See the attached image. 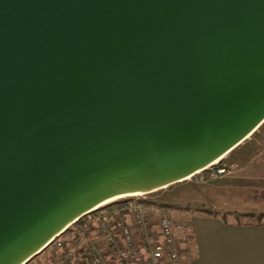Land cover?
<instances>
[{
  "label": "water",
  "instance_id": "obj_1",
  "mask_svg": "<svg viewBox=\"0 0 264 264\" xmlns=\"http://www.w3.org/2000/svg\"><path fill=\"white\" fill-rule=\"evenodd\" d=\"M264 124V0H0V264Z\"/></svg>",
  "mask_w": 264,
  "mask_h": 264
},
{
  "label": "built area",
  "instance_id": "obj_2",
  "mask_svg": "<svg viewBox=\"0 0 264 264\" xmlns=\"http://www.w3.org/2000/svg\"><path fill=\"white\" fill-rule=\"evenodd\" d=\"M227 171L218 163L196 175L207 172L215 180ZM77 222L45 250L60 253L61 264H183L182 256L189 254V223L145 195L108 204Z\"/></svg>",
  "mask_w": 264,
  "mask_h": 264
},
{
  "label": "rangeland",
  "instance_id": "obj_3",
  "mask_svg": "<svg viewBox=\"0 0 264 264\" xmlns=\"http://www.w3.org/2000/svg\"><path fill=\"white\" fill-rule=\"evenodd\" d=\"M221 164H226L228 171L218 179L209 180L207 172H204L145 195V198L148 202L171 207L174 217L183 221H188L192 214L198 212L218 211L238 220L255 223L263 221L264 124L228 154ZM202 177L205 178L204 181H201ZM244 181L252 182L253 185H244ZM91 217L92 215L88 216ZM60 262V253L44 251L30 264H61Z\"/></svg>",
  "mask_w": 264,
  "mask_h": 264
},
{
  "label": "crops",
  "instance_id": "obj_4",
  "mask_svg": "<svg viewBox=\"0 0 264 264\" xmlns=\"http://www.w3.org/2000/svg\"><path fill=\"white\" fill-rule=\"evenodd\" d=\"M186 222L190 243L183 264H264V220L247 222L218 211L192 214Z\"/></svg>",
  "mask_w": 264,
  "mask_h": 264
},
{
  "label": "bare ground",
  "instance_id": "obj_5",
  "mask_svg": "<svg viewBox=\"0 0 264 264\" xmlns=\"http://www.w3.org/2000/svg\"><path fill=\"white\" fill-rule=\"evenodd\" d=\"M226 156H227V155H226ZM226 156L223 157L222 159H219L218 161L214 162V165L220 163L223 159L226 158ZM200 172H202V171H200ZM200 172H199V173H200ZM194 176H195V175H194ZM192 177H193V176H190V177L186 178L184 181L189 180V179H191ZM182 182H183V181H182ZM166 188H167V187H166ZM143 195H146V193L131 194V195L120 196V197L114 198V199H112V200H110V201H107V202L103 203V204L100 205L98 208L103 207V206H105V205H107V204H109V203H111V202H114V201L120 199V198H123V199H124V198L138 197V196H143Z\"/></svg>",
  "mask_w": 264,
  "mask_h": 264
},
{
  "label": "trees",
  "instance_id": "obj_6",
  "mask_svg": "<svg viewBox=\"0 0 264 264\" xmlns=\"http://www.w3.org/2000/svg\"><path fill=\"white\" fill-rule=\"evenodd\" d=\"M238 183H240V184H242L243 182H238ZM244 185H247V186H251V185H253V183L252 182H245L244 181ZM123 198H120V199H118V200H116V201H114V202H111V203H115V202H117V201H121ZM111 203H109V204H111ZM108 205V204H107ZM106 206V205H105ZM101 208V207H100ZM82 222V219H80L77 223H81ZM70 231H72V227H70L66 232H70ZM65 232V233H66ZM37 258V257H36ZM36 258H34V259H36ZM34 259L31 261V262H33L34 261ZM30 262V263H31ZM29 263V264H30Z\"/></svg>",
  "mask_w": 264,
  "mask_h": 264
}]
</instances>
